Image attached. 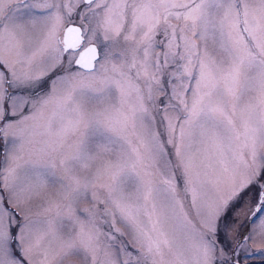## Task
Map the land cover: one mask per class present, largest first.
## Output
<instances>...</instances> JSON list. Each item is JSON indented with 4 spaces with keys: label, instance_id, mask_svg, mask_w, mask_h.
I'll use <instances>...</instances> for the list:
<instances>
[{
    "label": "snow or ice",
    "instance_id": "obj_1",
    "mask_svg": "<svg viewBox=\"0 0 264 264\" xmlns=\"http://www.w3.org/2000/svg\"><path fill=\"white\" fill-rule=\"evenodd\" d=\"M0 264H264V0H0Z\"/></svg>",
    "mask_w": 264,
    "mask_h": 264
}]
</instances>
